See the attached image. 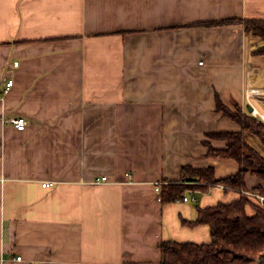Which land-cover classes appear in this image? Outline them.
Wrapping results in <instances>:
<instances>
[{"label":"crops","instance_id":"1","mask_svg":"<svg viewBox=\"0 0 264 264\" xmlns=\"http://www.w3.org/2000/svg\"><path fill=\"white\" fill-rule=\"evenodd\" d=\"M227 17L264 18V0H0V264H161V240H212L182 219L241 192L163 204L155 185L186 164L238 171L204 144L241 129L216 92L264 116L255 41L241 24H194Z\"/></svg>","mask_w":264,"mask_h":264},{"label":"trees","instance_id":"2","mask_svg":"<svg viewBox=\"0 0 264 264\" xmlns=\"http://www.w3.org/2000/svg\"><path fill=\"white\" fill-rule=\"evenodd\" d=\"M194 24H241L245 35L255 41L248 56L264 61V18L227 17ZM215 101L216 110L237 122L241 129L207 133L210 139L226 141L224 148H217L209 140H204L208 147L207 154L235 159L239 164L238 171L226 177H217L212 165L199 168L182 165L179 179H163L160 182L159 198L163 204L183 201L186 193L201 195L219 185L226 191L234 190L242 194L230 202H218L205 207L196 204V218L182 219V223L191 227L208 224L212 240L206 243L161 240V264H264V207L244 193L249 190L264 195V120L238 103H235V109H231L222 101L218 92L215 93ZM248 173L257 175L262 183L248 189ZM249 203L254 208L252 214L246 211Z\"/></svg>","mask_w":264,"mask_h":264},{"label":"built area","instance_id":"3","mask_svg":"<svg viewBox=\"0 0 264 264\" xmlns=\"http://www.w3.org/2000/svg\"><path fill=\"white\" fill-rule=\"evenodd\" d=\"M15 64H17V61L15 62ZM12 80H10L7 84L8 86H10L12 84ZM249 101V104L252 106L253 108V113L256 114L258 113L257 109L255 108L254 104L250 101ZM261 118L264 119V116L262 114H260ZM4 121H7V122H10L11 124H13L17 129L19 130H23L26 128L27 124H28V119H26L25 117L23 116H16V115H13V116H9V117H6V118H3ZM107 179V176H102L100 178H97V181L99 180H106ZM43 186L44 187H48L50 186V183L49 182H44L43 183ZM155 190L156 191H160V183H156L155 185ZM244 193L251 199L255 198L257 199L258 203L261 205V207H264V195H261L260 193H257V192H254V191H244ZM195 201L196 198L195 196H189V195H185L183 197V201ZM20 258V257H19Z\"/></svg>","mask_w":264,"mask_h":264},{"label":"bare ground","instance_id":"4","mask_svg":"<svg viewBox=\"0 0 264 264\" xmlns=\"http://www.w3.org/2000/svg\"><path fill=\"white\" fill-rule=\"evenodd\" d=\"M254 78V81H252ZM249 82V94L254 95V93H263L264 95V70L262 69H252L250 71Z\"/></svg>","mask_w":264,"mask_h":264},{"label":"rangeland","instance_id":"5","mask_svg":"<svg viewBox=\"0 0 264 264\" xmlns=\"http://www.w3.org/2000/svg\"><path fill=\"white\" fill-rule=\"evenodd\" d=\"M261 69L264 70L263 68H261ZM257 95H261V94H256V95H254V96H257ZM261 96H263V95H261ZM252 100L255 101L254 99H252ZM258 102H259V101H258ZM249 106H251V105L249 104ZM252 112H253V108H252ZM245 191H249V190H245ZM252 200H254L255 202L258 203L257 199L253 198Z\"/></svg>","mask_w":264,"mask_h":264},{"label":"water","instance_id":"6","mask_svg":"<svg viewBox=\"0 0 264 264\" xmlns=\"http://www.w3.org/2000/svg\"><path fill=\"white\" fill-rule=\"evenodd\" d=\"M248 109L252 111V106H248Z\"/></svg>","mask_w":264,"mask_h":264}]
</instances>
